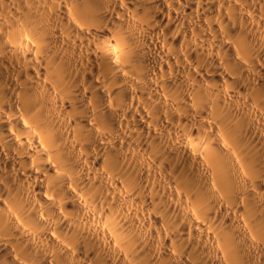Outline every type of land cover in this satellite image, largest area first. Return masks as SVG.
Returning <instances> with one entry per match:
<instances>
[{
  "label": "bare ground",
  "instance_id": "1",
  "mask_svg": "<svg viewBox=\"0 0 264 264\" xmlns=\"http://www.w3.org/2000/svg\"><path fill=\"white\" fill-rule=\"evenodd\" d=\"M0 264H264V0H0Z\"/></svg>",
  "mask_w": 264,
  "mask_h": 264
}]
</instances>
